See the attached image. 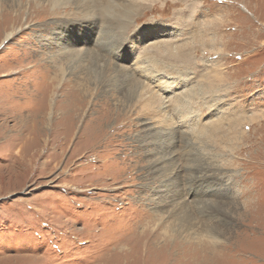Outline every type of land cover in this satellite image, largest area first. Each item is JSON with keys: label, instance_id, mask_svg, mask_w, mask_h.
I'll return each mask as SVG.
<instances>
[{"label": "rangeland", "instance_id": "1", "mask_svg": "<svg viewBox=\"0 0 264 264\" xmlns=\"http://www.w3.org/2000/svg\"><path fill=\"white\" fill-rule=\"evenodd\" d=\"M0 264H264V0H0Z\"/></svg>", "mask_w": 264, "mask_h": 264}, {"label": "bare ground", "instance_id": "2", "mask_svg": "<svg viewBox=\"0 0 264 264\" xmlns=\"http://www.w3.org/2000/svg\"><path fill=\"white\" fill-rule=\"evenodd\" d=\"M80 2V1H79ZM89 4V3H88ZM66 17V16H65ZM11 34H12V32H9V33H7L6 34V38L5 39H7V38H9L10 36H11ZM73 54V53H72ZM88 54V53H87ZM68 55V54H67ZM64 56V55H63ZM65 56H66V54H65ZM73 55H70V57H72ZM75 56V55H74ZM58 60H60V59H58ZM56 61V60H55ZM48 74V73H47ZM117 131V130H116ZM115 133V132H114ZM111 134V133H110ZM111 137V136H110ZM109 137V138H110ZM107 139V138H106ZM108 140V139H107ZM110 143V142H109ZM105 146H107V145H105ZM103 148V147H102ZM117 156V155H116ZM20 158H22V157H20ZM114 160V159H113Z\"/></svg>", "mask_w": 264, "mask_h": 264}]
</instances>
